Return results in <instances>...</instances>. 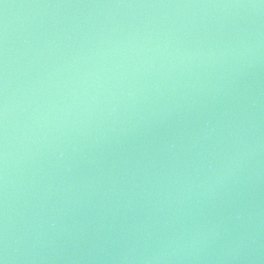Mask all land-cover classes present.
I'll use <instances>...</instances> for the list:
<instances>
[{
	"label": "water",
	"instance_id": "obj_1",
	"mask_svg": "<svg viewBox=\"0 0 264 264\" xmlns=\"http://www.w3.org/2000/svg\"><path fill=\"white\" fill-rule=\"evenodd\" d=\"M0 264H264V0H0Z\"/></svg>",
	"mask_w": 264,
	"mask_h": 264
}]
</instances>
